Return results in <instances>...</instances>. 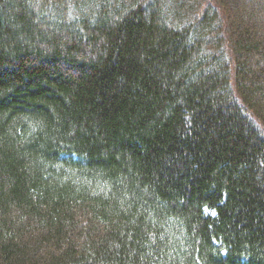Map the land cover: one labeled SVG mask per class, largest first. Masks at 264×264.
<instances>
[{
  "label": "trees",
  "instance_id": "obj_1",
  "mask_svg": "<svg viewBox=\"0 0 264 264\" xmlns=\"http://www.w3.org/2000/svg\"><path fill=\"white\" fill-rule=\"evenodd\" d=\"M0 264H264V0H0Z\"/></svg>",
  "mask_w": 264,
  "mask_h": 264
}]
</instances>
